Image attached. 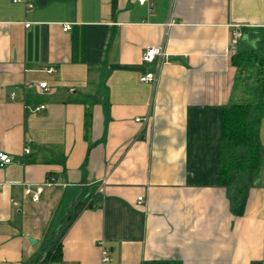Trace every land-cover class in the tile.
Masks as SVG:
<instances>
[{
  "label": "crops",
  "instance_id": "1",
  "mask_svg": "<svg viewBox=\"0 0 264 264\" xmlns=\"http://www.w3.org/2000/svg\"><path fill=\"white\" fill-rule=\"evenodd\" d=\"M245 29L264 34V0H0V264L62 226L53 264H264V118L242 215L217 185Z\"/></svg>",
  "mask_w": 264,
  "mask_h": 264
},
{
  "label": "trees",
  "instance_id": "2",
  "mask_svg": "<svg viewBox=\"0 0 264 264\" xmlns=\"http://www.w3.org/2000/svg\"><path fill=\"white\" fill-rule=\"evenodd\" d=\"M231 64L236 76L233 101L223 109L217 185L228 190L235 215H242L263 153L259 128L264 118V34L245 29ZM63 230L64 226L47 242L43 259L29 264L60 263Z\"/></svg>",
  "mask_w": 264,
  "mask_h": 264
},
{
  "label": "built area",
  "instance_id": "3",
  "mask_svg": "<svg viewBox=\"0 0 264 264\" xmlns=\"http://www.w3.org/2000/svg\"><path fill=\"white\" fill-rule=\"evenodd\" d=\"M21 1L22 0H14L15 3L21 2ZM137 1L142 5H145V4L151 5V0H137ZM27 27H29V24H27ZM71 28H72L71 24H65L63 26V31L69 32L71 30ZM241 35H242L241 31H236L234 33L233 42H232L234 46H237V44L241 38ZM164 57H165V54H164V51L162 48L148 49L143 54L142 61H143V63H154V62L158 61L157 65L159 68V66H160L159 64H162L161 60L164 59ZM52 72H53V69L48 71V73H52ZM155 80H156V75L154 73H147L146 75H144L140 78V82H142V83L154 82ZM38 87L45 93H48L51 91L47 82L40 83ZM43 108L44 107H41V109H43ZM26 152L28 153V151H26ZM11 163H12V159L7 154H0V167L11 164ZM51 183H54V182H51ZM26 194L32 195V198L34 201H37L39 198V193L38 192H36V193L32 192L31 189L29 188V186L27 188ZM143 201H144L143 198H139L138 204H140V205L143 204ZM102 248H103V261L109 262L110 256H109L108 250L106 248H104L103 245H102Z\"/></svg>",
  "mask_w": 264,
  "mask_h": 264
},
{
  "label": "water",
  "instance_id": "4",
  "mask_svg": "<svg viewBox=\"0 0 264 264\" xmlns=\"http://www.w3.org/2000/svg\"><path fill=\"white\" fill-rule=\"evenodd\" d=\"M30 242L33 244L34 243V241L33 240H30Z\"/></svg>",
  "mask_w": 264,
  "mask_h": 264
}]
</instances>
